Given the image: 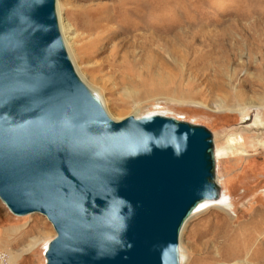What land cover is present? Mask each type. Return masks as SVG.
<instances>
[{"label": "water", "instance_id": "95a60500", "mask_svg": "<svg viewBox=\"0 0 264 264\" xmlns=\"http://www.w3.org/2000/svg\"><path fill=\"white\" fill-rule=\"evenodd\" d=\"M221 195L208 129L113 121L75 71L56 0H0V202L52 225L46 264H180L184 224Z\"/></svg>", "mask_w": 264, "mask_h": 264}, {"label": "rangeland", "instance_id": "374dc122", "mask_svg": "<svg viewBox=\"0 0 264 264\" xmlns=\"http://www.w3.org/2000/svg\"><path fill=\"white\" fill-rule=\"evenodd\" d=\"M56 7L76 73L113 121L159 114L212 133L224 201L184 224L180 264H264V0ZM55 237L46 218L15 217L0 202L10 264H46Z\"/></svg>", "mask_w": 264, "mask_h": 264}, {"label": "bare ground", "instance_id": "6f19581e", "mask_svg": "<svg viewBox=\"0 0 264 264\" xmlns=\"http://www.w3.org/2000/svg\"><path fill=\"white\" fill-rule=\"evenodd\" d=\"M224 201V196L221 195V198L220 200H218L217 202H205L203 204H201L198 209L195 211V213L193 215H196L198 213H200L201 211H203L204 209H206L208 206H210L211 204L215 203V204H218V203H221ZM251 256V255H250ZM253 256V255H252ZM252 258V257H251ZM261 260V259H260Z\"/></svg>", "mask_w": 264, "mask_h": 264}, {"label": "built area", "instance_id": "2783aa9c", "mask_svg": "<svg viewBox=\"0 0 264 264\" xmlns=\"http://www.w3.org/2000/svg\"><path fill=\"white\" fill-rule=\"evenodd\" d=\"M0 264H10V257L0 248Z\"/></svg>", "mask_w": 264, "mask_h": 264}]
</instances>
